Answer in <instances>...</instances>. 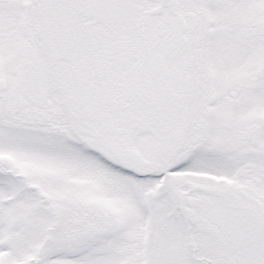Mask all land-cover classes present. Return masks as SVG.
Segmentation results:
<instances>
[{
  "label": "snow or ice",
  "instance_id": "snow-or-ice-1",
  "mask_svg": "<svg viewBox=\"0 0 264 264\" xmlns=\"http://www.w3.org/2000/svg\"><path fill=\"white\" fill-rule=\"evenodd\" d=\"M0 264H264V0H0Z\"/></svg>",
  "mask_w": 264,
  "mask_h": 264
}]
</instances>
